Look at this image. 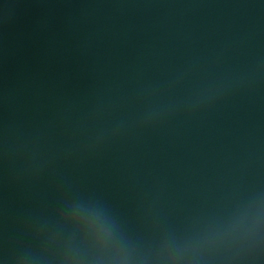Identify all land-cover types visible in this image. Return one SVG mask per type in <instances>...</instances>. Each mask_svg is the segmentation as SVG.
I'll return each mask as SVG.
<instances>
[{"label":"water","instance_id":"obj_1","mask_svg":"<svg viewBox=\"0 0 264 264\" xmlns=\"http://www.w3.org/2000/svg\"><path fill=\"white\" fill-rule=\"evenodd\" d=\"M264 111V0H0V264H173Z\"/></svg>","mask_w":264,"mask_h":264}]
</instances>
